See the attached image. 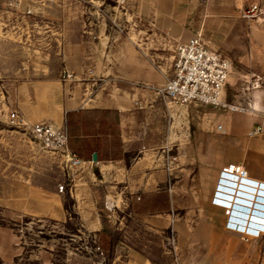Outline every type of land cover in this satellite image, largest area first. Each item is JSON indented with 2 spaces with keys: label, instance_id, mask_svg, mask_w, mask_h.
Instances as JSON below:
<instances>
[{
  "label": "rangeland",
  "instance_id": "rangeland-1",
  "mask_svg": "<svg viewBox=\"0 0 264 264\" xmlns=\"http://www.w3.org/2000/svg\"><path fill=\"white\" fill-rule=\"evenodd\" d=\"M138 1L0 0V264H264V236L245 239L227 231L223 211L208 206L212 157L241 155L252 137L246 133L238 141H229L222 128L215 127L216 138L205 142L216 108L179 105L158 94L167 114L161 123L174 136L156 152L160 183L174 204L168 217L140 218L130 213L131 204L114 208L104 199L101 184L72 196L60 155L42 149L28 132L8 120L18 96L28 97L24 92L28 86L45 79L51 87L33 89L36 96L40 92L59 99V90L73 84L63 81L65 66L69 68L80 55L85 60L87 54L110 53L130 27L132 35L136 32L148 41L142 45L145 50L158 52L159 65L168 64L167 75L180 39L162 30L148 39L145 31H136L149 27L147 16L141 19L134 13ZM254 4L257 8L246 16ZM184 5L182 13L172 15L178 24L174 32L178 35L183 27L192 34L199 31L209 47L231 59L232 67L246 48L242 25L264 23V0H186ZM159 17V22L166 20ZM244 74L237 73L236 87L226 84L227 101L241 99L243 89L251 87L256 74L252 78ZM81 79L85 80L76 82ZM77 119L67 113L69 135L76 130ZM137 156L127 154V165ZM259 167L264 168V163ZM30 184L58 191L64 216L48 217L40 214L35 203L28 205ZM58 184L64 185L61 192ZM219 240L225 241L223 252L216 251Z\"/></svg>",
  "mask_w": 264,
  "mask_h": 264
},
{
  "label": "crops",
  "instance_id": "crops-1",
  "mask_svg": "<svg viewBox=\"0 0 264 264\" xmlns=\"http://www.w3.org/2000/svg\"><path fill=\"white\" fill-rule=\"evenodd\" d=\"M185 1L139 0L134 13L140 15L141 19L147 16L149 27L135 30L145 31V38L148 39L162 30L167 35L180 39L179 42L185 41L192 33L183 27L177 35L174 31L178 24L172 18V15L183 12ZM159 15L166 20L159 22ZM242 26L245 30L246 48L238 57V64L233 67L231 65L232 72L230 71L226 83L229 88L236 87L237 73H245L248 78L256 74L264 79V23L246 22ZM131 31V27L126 29V37L121 38L117 48H111L110 53L87 54L85 60L80 55L69 68L65 66L74 76L63 81H73V84L65 85L64 89L59 90V99L56 95L47 97L40 92L36 96L33 89L40 91L42 87L52 85V82L39 79L38 83L28 86V91H24L28 97L18 96L15 109L21 111L28 122L44 120L56 125L65 124L67 132L68 126L64 120L67 113L77 116L78 119L73 124L76 130L71 135L68 132L69 148L86 161L92 160V154L96 153V160L77 169L72 177L67 176L71 180L72 196L77 197L78 192L101 184L104 199L114 208L129 207L131 204L134 208H139V212L130 210V213L140 218L159 214L168 217L174 204L172 195L166 192L167 187L160 183L156 152L159 147L171 142L174 136L173 130L161 123V120H166L167 114L158 94L149 86L150 83L162 84L168 64L164 67L159 65L158 52L145 50L142 45L148 41L139 38L136 32L132 35ZM134 37L138 38L137 41H133ZM172 56L173 54L171 62ZM79 78L85 80L76 82ZM243 90L244 96H240L241 99L231 98L228 102L238 103L244 106V110H213L208 122L209 131L204 133V140L206 142L207 139L216 138V122H220L229 141L242 139L253 126H260L261 131L248 139L241 155L229 154L223 157L217 154L212 157L213 181L209 191L214 188L219 166L229 160L242 163L250 176L264 180V168L259 167L264 163V80L259 86ZM18 92L20 94L19 90ZM54 92L58 94V91ZM134 152L138 156L127 165L126 155ZM26 188V203H30V206L35 203L41 209L40 214L55 218L64 216L61 194L58 191L44 190L31 184ZM159 192L165 194L161 204ZM208 206H212L210 196ZM156 221L159 222L158 219ZM174 226L181 228L178 224ZM224 250L225 241L219 240L216 251Z\"/></svg>",
  "mask_w": 264,
  "mask_h": 264
},
{
  "label": "built area",
  "instance_id": "built-area-1",
  "mask_svg": "<svg viewBox=\"0 0 264 264\" xmlns=\"http://www.w3.org/2000/svg\"><path fill=\"white\" fill-rule=\"evenodd\" d=\"M256 8L254 4L246 16H251ZM231 65V59L209 47L197 31L175 45L170 72L154 90L179 105L197 104L243 111L244 106L228 102L224 97ZM73 76L67 70L62 72L63 79ZM262 80V76L255 75L251 87L259 86ZM8 120L28 132L42 149L58 153L68 177L86 163L93 162L82 159L69 148L65 124L56 125L44 120L28 122L17 109L8 111ZM216 127L221 129V125ZM260 131V126H253L247 134L253 136ZM63 189L64 185L58 184V190ZM210 203L223 211L225 229L245 239L264 234V180L250 176L242 163L228 161L219 168Z\"/></svg>",
  "mask_w": 264,
  "mask_h": 264
},
{
  "label": "trees",
  "instance_id": "trees-1",
  "mask_svg": "<svg viewBox=\"0 0 264 264\" xmlns=\"http://www.w3.org/2000/svg\"><path fill=\"white\" fill-rule=\"evenodd\" d=\"M158 196H159V198H158V199H159V202H160V204H161V202H162V197H165V194L162 193V192H159ZM160 197H161V200H160ZM132 208H133V209H132L133 212H136V213L139 212V208H137V207H136V208L132 207ZM160 210H161V209H160Z\"/></svg>",
  "mask_w": 264,
  "mask_h": 264
},
{
  "label": "water",
  "instance_id": "water-1",
  "mask_svg": "<svg viewBox=\"0 0 264 264\" xmlns=\"http://www.w3.org/2000/svg\"><path fill=\"white\" fill-rule=\"evenodd\" d=\"M96 160V153H93L92 154V161H95Z\"/></svg>",
  "mask_w": 264,
  "mask_h": 264
}]
</instances>
